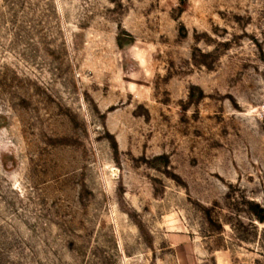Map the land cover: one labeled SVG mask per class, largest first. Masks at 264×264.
Returning <instances> with one entry per match:
<instances>
[{
	"label": "rangeland",
	"instance_id": "1",
	"mask_svg": "<svg viewBox=\"0 0 264 264\" xmlns=\"http://www.w3.org/2000/svg\"><path fill=\"white\" fill-rule=\"evenodd\" d=\"M0 264H264V0H0Z\"/></svg>",
	"mask_w": 264,
	"mask_h": 264
}]
</instances>
